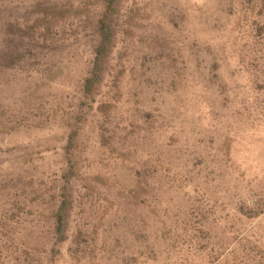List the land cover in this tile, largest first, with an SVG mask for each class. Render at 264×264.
Wrapping results in <instances>:
<instances>
[{
	"label": "rangeland",
	"instance_id": "1",
	"mask_svg": "<svg viewBox=\"0 0 264 264\" xmlns=\"http://www.w3.org/2000/svg\"><path fill=\"white\" fill-rule=\"evenodd\" d=\"M0 264H264V0H0Z\"/></svg>",
	"mask_w": 264,
	"mask_h": 264
}]
</instances>
